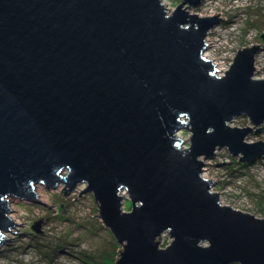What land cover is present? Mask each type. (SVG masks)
<instances>
[{
	"label": "water",
	"instance_id": "95a60500",
	"mask_svg": "<svg viewBox=\"0 0 264 264\" xmlns=\"http://www.w3.org/2000/svg\"><path fill=\"white\" fill-rule=\"evenodd\" d=\"M202 4L0 0V246L18 224L9 197L55 211L37 184L85 185L123 247L116 264H264V217L223 204L203 174L223 149L264 155L247 140L264 124L261 44L221 71L205 52L223 18Z\"/></svg>",
	"mask_w": 264,
	"mask_h": 264
},
{
	"label": "rangeland",
	"instance_id": "374dc122",
	"mask_svg": "<svg viewBox=\"0 0 264 264\" xmlns=\"http://www.w3.org/2000/svg\"><path fill=\"white\" fill-rule=\"evenodd\" d=\"M181 1L163 0L170 9ZM195 12L202 16L220 13L223 19L209 34L212 44L208 50L214 57H226L229 67L239 49L261 44L255 77L264 78V0H204ZM233 125L245 127L250 121L241 116ZM260 126L261 131L251 133L248 141H264V124ZM181 136L189 141L188 132L181 131ZM203 174L215 180L213 190L220 194L223 204L264 217V157L245 162L223 149L207 160ZM37 186L40 200L55 211L41 202L11 196L9 216L18 224L10 229L15 232L8 231L10 236L4 234L9 241L0 246V264L116 263L123 247L100 218L94 194L81 193L85 185L69 193L62 191L64 185L56 189ZM131 206L130 201L125 202L126 210ZM170 237L168 234L158 239L160 247H165Z\"/></svg>",
	"mask_w": 264,
	"mask_h": 264
},
{
	"label": "built area",
	"instance_id": "2783aa9c",
	"mask_svg": "<svg viewBox=\"0 0 264 264\" xmlns=\"http://www.w3.org/2000/svg\"><path fill=\"white\" fill-rule=\"evenodd\" d=\"M213 30H211V32H212ZM208 38H209V36L207 37V42L210 44V46H211V42L210 41H208ZM211 47H209L208 49H210ZM206 54H210V51L209 50H207L206 52H205V55ZM208 58H209V56L208 55H206ZM225 58L226 57H224V58H217V57H214V56H212L211 55V59L213 60V62L215 63V65L218 67V68H220L221 69V71H225L226 69H228L229 68V66H227L226 65V63H225ZM164 235H168L167 233L166 234H164ZM164 235H162V236H164ZM161 236V237H162ZM161 237H159V239L161 238ZM171 238V237H170ZM171 242H172V238L166 243V244H164V246L165 247H167V246H169L170 244H171Z\"/></svg>",
	"mask_w": 264,
	"mask_h": 264
},
{
	"label": "bare ground",
	"instance_id": "6f19581e",
	"mask_svg": "<svg viewBox=\"0 0 264 264\" xmlns=\"http://www.w3.org/2000/svg\"><path fill=\"white\" fill-rule=\"evenodd\" d=\"M206 55H208L209 56V59L211 58V54H206ZM205 55V56H206ZM234 123V122H233ZM232 123V124H233ZM178 134H180L179 136H181V132L180 133H178ZM254 142V141H253ZM262 157H264V155H262L260 158H262ZM67 171V170H66ZM63 173H65V171L63 172ZM41 185H44V184H41ZM46 186V185H45ZM47 187V186H46ZM48 188V187H47ZM35 189L37 190L38 189V186L36 185L35 186ZM49 189V188H48ZM51 189V188H50ZM39 194V193H38ZM39 196V198H40V194L38 195ZM41 196H42V194H41ZM10 198V197H9ZM41 199V198H40ZM4 234H6V235H8V236H10V233H8V231H4Z\"/></svg>",
	"mask_w": 264,
	"mask_h": 264
},
{
	"label": "clouds",
	"instance_id": "9594fccd",
	"mask_svg": "<svg viewBox=\"0 0 264 264\" xmlns=\"http://www.w3.org/2000/svg\"><path fill=\"white\" fill-rule=\"evenodd\" d=\"M204 1V0H203ZM214 15V14H213ZM202 16V15H201ZM205 16H212V15H205ZM172 238V237H171ZM173 239V238H172ZM160 242V241H159ZM172 243V242H171Z\"/></svg>",
	"mask_w": 264,
	"mask_h": 264
},
{
	"label": "trees",
	"instance_id": "16d2710c",
	"mask_svg": "<svg viewBox=\"0 0 264 264\" xmlns=\"http://www.w3.org/2000/svg\"><path fill=\"white\" fill-rule=\"evenodd\" d=\"M117 262V261H116ZM116 264V263H115Z\"/></svg>",
	"mask_w": 264,
	"mask_h": 264
}]
</instances>
